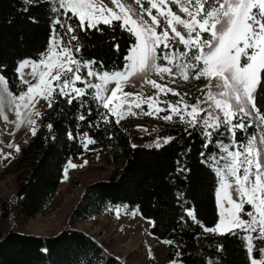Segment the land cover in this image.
Masks as SVG:
<instances>
[{
	"label": "snow or ice",
	"instance_id": "1",
	"mask_svg": "<svg viewBox=\"0 0 264 264\" xmlns=\"http://www.w3.org/2000/svg\"><path fill=\"white\" fill-rule=\"evenodd\" d=\"M52 2L58 4L52 11H62L65 21L76 19L79 24L73 26L57 18L54 28L59 25L65 29L64 35L58 40L53 37L49 49L38 62L31 59L19 62L16 71L27 85L26 91L19 95L10 90L8 78L3 75L6 66L0 65V118L13 123L16 129L29 126L34 136L37 122L33 117L43 116L37 108L41 100L52 108L59 96L71 105L76 100L83 101L92 89L95 90L94 98L107 110L104 123H111L115 117V123L119 124L126 114H139L133 108L143 110L147 105L144 115L165 121L178 119L188 128H199L205 140L203 147L207 149L216 143L223 153L207 158L212 161L218 177L217 205L221 211L215 227H204V231L219 235L243 234L249 264H264V111L257 99L264 91V0H109L111 7L105 0ZM26 3L32 5L33 0H26ZM114 22H119V26L136 37L126 56L128 63L123 71H94L95 60L76 58L75 54L83 47L76 33L78 29L83 32L99 30L100 23L112 26ZM65 36L70 39L65 41ZM115 47L119 49V45ZM24 68L31 69L28 73L31 80L24 79ZM38 68L41 70L37 71ZM150 73H155L160 80L170 77L171 84H176L177 78L184 81L204 78L208 84L200 89L201 95L195 98V103H190L189 93L151 79ZM93 77L102 83H93L89 79ZM138 79L142 81L141 87L151 85L155 94L146 96L142 92L124 90L134 88ZM78 83L83 87H77ZM109 84L115 86L110 94L102 96L101 91L109 92ZM169 94L176 97L174 102L161 99ZM113 101L117 103L114 105ZM84 106L82 102L81 107ZM6 108L14 110L15 121H9ZM88 111L90 114L91 110ZM160 113L165 114L160 116ZM78 119L84 121L86 117L80 115ZM47 127L51 129L52 125ZM249 129L259 131L243 140L238 139V134ZM68 135L74 139L72 133ZM84 135L86 149L96 143L86 133ZM226 135L231 138L229 143L213 139ZM175 140V137L163 138L155 147ZM8 147L20 151L19 145L9 143ZM0 153L5 159L11 157V153H3L2 149ZM201 156L205 153L201 152ZM82 166L71 162L68 165L71 168ZM185 211L196 221L195 209ZM162 243L172 245L174 241ZM148 251L150 258H154L151 248ZM170 264H177V261L174 259Z\"/></svg>",
	"mask_w": 264,
	"mask_h": 264
},
{
	"label": "trees",
	"instance_id": "2",
	"mask_svg": "<svg viewBox=\"0 0 264 264\" xmlns=\"http://www.w3.org/2000/svg\"><path fill=\"white\" fill-rule=\"evenodd\" d=\"M53 8H58V4L52 0H33L32 5L26 0H0V65L6 66L3 75L15 95L26 89L16 71L19 62L40 60L52 38L64 35L65 29L59 25L54 28V21L60 18L62 23L79 24L76 19L65 21L62 11L54 12ZM98 27L99 30L87 32L78 29L76 34L83 45L77 54L79 59L95 60L92 68L97 72L124 69L135 36L119 26V22L112 26L100 23ZM115 45H119L118 50ZM77 87L83 85L78 83ZM88 91L83 101L76 100L71 105L57 96L53 107L43 112L36 135L21 147L18 156L6 168L0 158V180L5 173L16 174L18 180L15 191L0 198V219L16 216L28 219L45 212L58 194L65 166L71 159L105 150L106 162L114 164V171L108 178L85 185L67 224L59 232L36 234L14 227L0 232V264H128L104 240L73 226L79 220H97L110 207L120 205L136 209L147 222L151 221L148 227L151 235L161 241H174L166 253L171 259L183 264H203L205 260L196 254L201 252L215 253V264H249L243 234L204 231V227H215L219 220L215 198L218 177L212 161L207 159L223 154L217 144L205 149L201 130L179 122L164 128L156 140L135 143L121 122L115 123V117L111 123L103 122L107 110L94 98V90ZM257 99L264 111V91ZM80 115H85L86 120H79ZM49 124L51 129L47 127ZM257 130L238 134V139L243 140ZM69 133L74 139L69 138ZM85 133L96 141L87 149ZM166 137L176 140L155 147ZM213 139L225 143L231 140L227 135ZM189 208L195 209L196 221L200 223L186 215Z\"/></svg>",
	"mask_w": 264,
	"mask_h": 264
},
{
	"label": "rangeland",
	"instance_id": "3",
	"mask_svg": "<svg viewBox=\"0 0 264 264\" xmlns=\"http://www.w3.org/2000/svg\"><path fill=\"white\" fill-rule=\"evenodd\" d=\"M105 3H108L109 7L112 6L109 0H105ZM55 38L57 40L59 39L57 35ZM64 38L65 41L70 39L69 36ZM75 55L76 58L79 59L78 55ZM39 70L41 69L38 68L37 71ZM123 70L124 69L118 71ZM30 71V68L22 69L24 79L31 80V77L28 75ZM84 74H86V70H84ZM149 76L151 79L157 80L161 84L168 83L169 87H175L182 93H189L191 97L189 100L190 103H195V101H192L193 98L200 96V89H203L205 85L208 84V80L204 78L199 80L190 78L187 81L177 78V83L171 84L170 77H166L165 80H160L155 73H150ZM89 79L93 83H102V81H99L94 77ZM32 82L35 83V81ZM141 84L142 81L138 79L136 80V86L134 88L126 87L124 90L142 92L146 96L155 94L156 90H154L151 85L143 84V87H141ZM114 86V84H109L107 86L109 92L105 93L101 91V95L110 94V89ZM24 91H26V89L22 90L20 93ZM118 95H120L119 92ZM161 99H168L174 102L176 97L169 94L167 97H161ZM116 103L117 101H113L114 105ZM161 106L163 107L164 105ZM155 107L156 104L153 102V108ZM37 108L43 113L48 108L47 102L41 100L37 105ZM133 111L138 112L139 114H126V118L120 122L132 135L135 143L145 144L150 140H156L162 135L161 132L164 128L174 126L177 122L181 123L178 119L165 121L157 116L144 115V112L148 111L147 105L143 106V110L133 108ZM5 113L8 115L9 121L16 120L14 110L6 108ZM164 114L165 113H160V116H163ZM33 118L37 122L35 127L38 128V123H40L41 117ZM31 137H33V135L29 131V126L22 125L20 129H16L13 123H6L2 118H0V149L3 150V153H11V157L9 159H5L3 154L0 153L3 168H6L20 152H17L14 147H8V144L12 143L14 145H19L21 149L22 146L29 142ZM104 154L105 150H102L94 155L80 157L78 160H69L65 166V169H67V179L65 178L64 169V176L61 180L58 194L50 207L45 212L28 219H21L18 216L8 220L0 219V232L5 233L12 227L18 229L19 231L36 234H55L59 232L67 224L72 208L81 196L83 192L82 189H84L85 185L93 181L108 178L114 171V164L106 162L107 160ZM85 161H87V164L84 163ZM69 162L75 165L83 166L71 168L68 167ZM17 186V175L14 173H5L0 180V198L9 197L15 191ZM215 198L218 200L217 192ZM117 210H119V215H117ZM220 211L221 209L218 208V213ZM245 218L247 219V217ZM148 222L138 213L136 209L133 210L127 205H120L117 207H110L107 210V213L97 220H79L74 222L73 226L89 232L99 240H104L109 248L128 264H170V261L174 259L169 258L166 254L169 250L168 244L162 243L164 240L161 241L149 233L148 227H150V224ZM149 248H151V255L154 258H150L148 251ZM196 254L205 260V263L203 264H215L217 261L215 253H209L206 255L201 252H197ZM177 264L183 263L177 261Z\"/></svg>",
	"mask_w": 264,
	"mask_h": 264
},
{
	"label": "crops",
	"instance_id": "4",
	"mask_svg": "<svg viewBox=\"0 0 264 264\" xmlns=\"http://www.w3.org/2000/svg\"><path fill=\"white\" fill-rule=\"evenodd\" d=\"M149 224H151L150 222H148Z\"/></svg>",
	"mask_w": 264,
	"mask_h": 264
}]
</instances>
